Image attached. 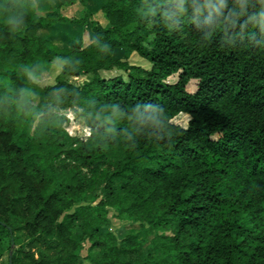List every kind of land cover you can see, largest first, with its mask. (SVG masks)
Masks as SVG:
<instances>
[{
    "label": "trees",
    "instance_id": "16d2710c",
    "mask_svg": "<svg viewBox=\"0 0 264 264\" xmlns=\"http://www.w3.org/2000/svg\"><path fill=\"white\" fill-rule=\"evenodd\" d=\"M43 1L0 0V264H264V0Z\"/></svg>",
    "mask_w": 264,
    "mask_h": 264
},
{
    "label": "rangeland",
    "instance_id": "374dc122",
    "mask_svg": "<svg viewBox=\"0 0 264 264\" xmlns=\"http://www.w3.org/2000/svg\"><path fill=\"white\" fill-rule=\"evenodd\" d=\"M99 3H103L104 0H96ZM43 5L39 4V10L41 12H47L48 10L56 9L60 11L63 15L69 17V18H81L83 17L86 12V6L81 2V0H45L42 2ZM95 18L101 22L105 27H109L110 23L105 18L104 12L102 10H99L97 14L95 15ZM62 29L67 34H74L73 28L69 26H63ZM85 38L88 41V35L85 34ZM129 61L135 65H141L143 67L149 68L150 63L146 61L144 58L139 56L138 54H131L129 57ZM63 62L59 59H57L52 69L45 73L40 79H38V83L41 86L45 85H51L54 84L56 81V77L60 74L62 70ZM102 76L105 78H113L115 76L119 75H125L124 72L120 70H112V71H103ZM72 82H75L76 84H82L86 80H88L86 77H80V78H70ZM178 80V76L174 75L172 76L169 81L174 83ZM188 89L190 92H193L196 90V81H191V83L188 86ZM62 113L66 114L68 117V122L65 124L66 129L68 132L73 136H79L81 138H86L90 136L91 130L90 128L85 124V120L78 115L73 110H66ZM190 120V116L187 114H180L177 116L173 121L174 123L181 125L183 127H187ZM148 227V226H147ZM131 230L135 231V234L138 236L139 239L143 240L145 238V232L144 229L140 228V223H136L128 218L122 217L118 214L117 211L114 209H111L110 212V222L108 225L104 227V231L106 233H113L120 239L124 238ZM159 234L163 235L165 232L163 230L157 231ZM27 243H23L22 246L26 247ZM150 241L147 242L146 247L149 249L150 247ZM19 246L16 247V249ZM89 248L90 243L86 242L84 243L81 250H79L78 254L81 255L83 258H86L89 255ZM150 250V249H149ZM161 255H163L161 253ZM172 260V259H170Z\"/></svg>",
    "mask_w": 264,
    "mask_h": 264
},
{
    "label": "water",
    "instance_id": "95a60500",
    "mask_svg": "<svg viewBox=\"0 0 264 264\" xmlns=\"http://www.w3.org/2000/svg\"><path fill=\"white\" fill-rule=\"evenodd\" d=\"M13 247H15V244H14V243H13ZM13 255H14V250H12V251L10 252V264H13V260H12Z\"/></svg>",
    "mask_w": 264,
    "mask_h": 264
},
{
    "label": "clouds",
    "instance_id": "9594fccd",
    "mask_svg": "<svg viewBox=\"0 0 264 264\" xmlns=\"http://www.w3.org/2000/svg\"><path fill=\"white\" fill-rule=\"evenodd\" d=\"M139 118L142 120H152L153 119V117H151V116H143V117H139Z\"/></svg>",
    "mask_w": 264,
    "mask_h": 264
}]
</instances>
